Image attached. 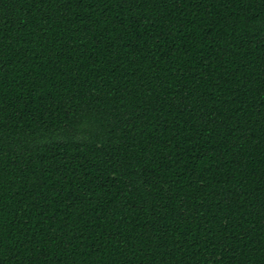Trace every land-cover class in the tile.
Instances as JSON below:
<instances>
[{
	"label": "trees",
	"instance_id": "16d2710c",
	"mask_svg": "<svg viewBox=\"0 0 264 264\" xmlns=\"http://www.w3.org/2000/svg\"><path fill=\"white\" fill-rule=\"evenodd\" d=\"M0 264H264V0H0Z\"/></svg>",
	"mask_w": 264,
	"mask_h": 264
}]
</instances>
